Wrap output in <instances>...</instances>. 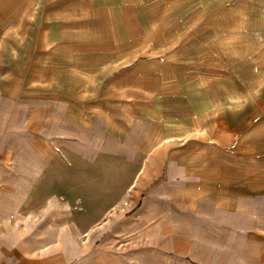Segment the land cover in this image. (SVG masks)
Listing matches in <instances>:
<instances>
[{
    "label": "rangeland",
    "instance_id": "374dc122",
    "mask_svg": "<svg viewBox=\"0 0 264 264\" xmlns=\"http://www.w3.org/2000/svg\"><path fill=\"white\" fill-rule=\"evenodd\" d=\"M6 264H264V0H0Z\"/></svg>",
    "mask_w": 264,
    "mask_h": 264
},
{
    "label": "crops",
    "instance_id": "0c3cea01",
    "mask_svg": "<svg viewBox=\"0 0 264 264\" xmlns=\"http://www.w3.org/2000/svg\"><path fill=\"white\" fill-rule=\"evenodd\" d=\"M5 256V254H0V264H6V262H3L2 261V258ZM24 263L25 264H46L47 262L42 260V261H39L38 263L37 262H30V261H27V260H24Z\"/></svg>",
    "mask_w": 264,
    "mask_h": 264
}]
</instances>
